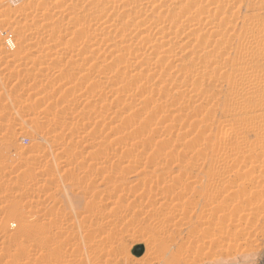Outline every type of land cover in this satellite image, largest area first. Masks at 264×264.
I'll use <instances>...</instances> for the list:
<instances>
[{"label": "rangeland", "instance_id": "obj_1", "mask_svg": "<svg viewBox=\"0 0 264 264\" xmlns=\"http://www.w3.org/2000/svg\"><path fill=\"white\" fill-rule=\"evenodd\" d=\"M6 1L0 264H264V0Z\"/></svg>", "mask_w": 264, "mask_h": 264}, {"label": "bare ground", "instance_id": "obj_2", "mask_svg": "<svg viewBox=\"0 0 264 264\" xmlns=\"http://www.w3.org/2000/svg\"><path fill=\"white\" fill-rule=\"evenodd\" d=\"M1 2H7L6 0H1ZM21 12V11H20ZM22 12H24L23 10H22ZM190 18V17H189ZM189 18H187V19H189ZM206 18H209V17H205V20H206ZM212 18V17H211ZM200 19V18H199ZM198 19V20H199ZM203 19V18H202ZM201 21H204V19L203 20H201ZM201 21H199L200 23L199 24H201L202 22ZM210 20H208V23H210L209 22ZM188 22V21H187ZM214 22V21H213ZM192 23V22H191ZM205 23H206V21H205ZM208 23L206 24V25H208ZM139 24V23H138ZM168 24V23H167ZM199 24H197V26L199 25ZM214 24V23H213ZM140 25V24H139ZM180 25V24H179ZM192 26H193V24H191ZM212 25V24H211ZM176 26H178V25H176ZM175 26V27H176ZM195 26V25H194ZM201 26V25H200ZM199 26V27H200ZM209 26V25H208ZM163 27V26H162ZM166 27V26H165ZM174 27V26H173ZM188 27V26H187ZM212 27V26H211ZM182 28V27H181ZM195 28V27H194ZM194 28H192L191 26L189 27V29H193V31H194ZM213 28V27H212ZM173 29V28H172ZM177 29V28H176ZM188 29V30H189ZM213 29H215V28H213ZM159 30V29H158ZM199 30H201V29H199ZM203 30H205V29H203ZM156 31V30H155ZM180 31V30H179ZM198 31V30H197ZM202 31V30H201ZM159 32V31H158ZM163 32V31H162ZM162 32H160V33H162ZM174 32V31H173ZM205 32V31H204ZM203 32V33H204ZM157 33V32H156ZM172 33V32H171ZM193 33H195V32H193ZM180 34V33H179ZM155 36V35H154ZM160 36V35H159ZM165 36V35H164ZM263 37V36H262ZM261 37V38H262ZM175 38H177V37H175ZM165 39V38H164ZM264 39V38H263ZM220 42V41H219ZM221 43V42H220ZM219 45V44H218ZM224 45V44H223ZM220 46H221V44H220ZM223 47V46H222ZM224 48V47H223ZM228 49V48H227ZM127 50V49H126ZM125 50V51H126ZM129 50V49H128ZM130 51V50H129ZM126 53H129V52H127L126 51ZM129 55H131L130 53H129ZM189 98V97H188ZM192 98V97H191ZM189 100V99H188ZM92 124V123H91ZM94 125V124H93ZM143 135V134H142ZM251 205H250V208H249V211H248V214L246 215V217L244 218V222H243V227H242V230H241V235H240V241L241 242H243L244 243V241H247V240H249L250 239V237H251V235H253V230H254V228H255V226H256V224H257V222H258V220H259V218H260V216L262 215V207H261V205H259L258 203H257V201H256V199L254 198L253 200H252V202L250 203ZM130 210V209H129ZM135 216V213L134 212H132L131 210H130V212H127V214H126V218L127 219H130V218H135L134 217ZM223 234V233H222ZM222 235H221V232L220 231H215V230H209L208 231V233H207V235L205 236L206 238H205V242H204V247L205 248H207V249H211V248H213V247H215V246H218L219 245V243H220V241H222L221 240V237ZM237 245V244H236ZM240 247H241V245H240ZM233 248V247H232ZM214 249V248H213ZM236 250V249H235ZM232 254L233 253H231L230 251L229 252H220L218 255H217V260L216 261H218V263H220V264H239V257H234V256H232ZM238 256V255H237ZM240 256V255H239ZM241 259V258H240Z\"/></svg>", "mask_w": 264, "mask_h": 264}]
</instances>
